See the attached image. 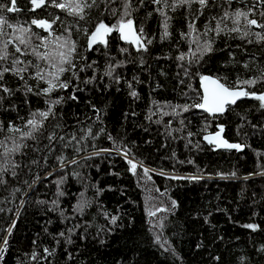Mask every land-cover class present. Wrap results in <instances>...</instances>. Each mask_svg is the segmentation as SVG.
Listing matches in <instances>:
<instances>
[{"label":"trees","instance_id":"16d2710c","mask_svg":"<svg viewBox=\"0 0 264 264\" xmlns=\"http://www.w3.org/2000/svg\"><path fill=\"white\" fill-rule=\"evenodd\" d=\"M55 3L46 0L33 12L31 0H16L17 11L3 12L0 42L12 43L0 66L12 67L19 57L47 67L30 49L15 52V29L23 26L35 34L33 46L47 45L40 52L66 51L58 45L74 41L76 76L65 72L60 79L69 86L50 94L32 66L23 79L8 72L0 80V166L7 168L0 173V264H264V102L249 95L221 117L195 106L207 75L264 94V79L236 83L261 77L264 40L228 32L231 19L215 31L225 11L249 12L264 23V0H208L203 8L175 10L174 0L167 7L163 0H96L83 19ZM129 3L125 19L139 43L114 30L89 51L97 25H117ZM50 106L55 115L43 119L34 139L10 130H30L33 113ZM220 125L242 153L204 142ZM16 145L5 157V148ZM129 160L137 163L135 173Z\"/></svg>","mask_w":264,"mask_h":264},{"label":"snow or ice","instance_id":"6c2138e0","mask_svg":"<svg viewBox=\"0 0 264 264\" xmlns=\"http://www.w3.org/2000/svg\"><path fill=\"white\" fill-rule=\"evenodd\" d=\"M32 4L35 6V8H39L42 5L46 3V0H31ZM55 3V0H53ZM154 3L160 4L162 0H153ZM11 6H7L4 4H0V37H3L5 35L4 32V26L7 24V20L5 19L3 12H13L17 11L18 9L15 7L16 0H10ZM163 3L165 7L168 6L167 0H163ZM192 3H198L201 8L207 5L208 0H174V3L172 5L173 10H175V7L178 6H184L188 5L191 7ZM96 4V0H92L91 3L88 2V0H64L62 3H55V7L60 8L62 10L68 11L72 15H78L81 19L84 18L83 14L86 9L91 8ZM130 7V3L125 5L124 14L121 17V19L118 21L117 25L109 26L105 24L104 22H100L97 27L95 28V31L91 34L89 39V47H91L92 44L95 43H107V41L104 39V37L111 33L114 30H118L120 33H122L123 37L125 39H128L129 36L133 37L134 40L139 43V36L133 31V21L131 19H125V17L130 16V12L128 11ZM163 14V13H162ZM262 17H264V12L260 14ZM250 13L244 12L242 10H236L234 13H228L225 11L224 15L220 18V22H218L217 27L215 31L217 32V35H219L220 32L224 31L225 28H227V25L225 24L224 28L220 27V23H223L224 21L231 19L233 21V27L230 29H227L228 32H235V33H241L242 37H249L254 36L257 40H264V34L260 32H252L251 27L255 26L261 29H264V23L259 22L255 18H249ZM241 18L244 20V28L243 30L240 27ZM55 21H53L54 23ZM32 24L44 28V29H51V23H49L46 20H33L31 21ZM9 27H12V25H8ZM165 34L167 35V18L165 19ZM189 27H193L192 25H189ZM19 33V35L15 36V40L18 41V44L15 45V52L19 53L21 56L28 54L30 49V54L36 56L40 60H44L47 62V67L41 68L39 64L32 65L31 61H28L25 63L22 61L19 57H14L11 60L12 67H6V66H0V80H3L4 74L8 72H12L14 75L19 76L21 79L24 78L23 73L27 70L28 66H32L35 68V78H38L40 80L45 81L48 84V87L43 89L44 94H50L52 91L56 90L57 88H63L66 89L69 84L66 81H61L60 77L65 72H72L73 76H76L75 64L73 63V55L75 53L76 44L74 41H71L70 39H64L62 43L58 45L60 49H67L66 51L60 50L55 51L54 53L50 52H40L38 49L43 46L47 47L46 44L44 45H35L33 46L31 44V37L32 35H35L34 33H31L30 28H24L23 26H19L15 29ZM140 33H143V28L140 29ZM37 39H43L40 37H37ZM61 38H57V40H60ZM149 43L151 41H148ZM251 42V41H249ZM12 43V40H3L0 42V62L7 61L9 59L10 53L8 52V46ZM20 45H23L24 47L21 48ZM205 49L208 51H211V43L205 44ZM180 59H184L183 56L180 57ZM20 65H24V67H20ZM247 67V65H245ZM49 69H54V71H51ZM111 73H109L110 75ZM202 81L204 82V95H203V102L195 105L196 107L206 109L210 112H223L225 109V105L228 104H234L238 98L241 96H253L255 99L260 100L264 102V94L257 95L256 93H250L245 90H237L236 88L229 87L225 83L221 82V78H213L211 76H203ZM226 80V78H224ZM258 79H264V71L261 72L260 78H254V79H248L243 81H237L236 83L242 84V85H248V86H255V84L258 82ZM28 91H31L32 89L29 87L27 89ZM5 92H9L10 89L4 88ZM135 95V93H133ZM75 98V97H72ZM63 97H60L59 99H56L54 101H50V105L54 106L56 104H59ZM49 107L47 111H41L39 113H33V119H30L27 124L30 126V130L28 131H22L18 128L10 129L11 131H21L22 132V138H35L34 133L40 131L42 125H43V119H46L49 117V115H55L52 112V107ZM187 110V108H185ZM39 117V119H37ZM222 131V129H221ZM209 143H217L221 147L225 148H236L239 149L241 146L239 144H231L228 143L225 140H222L219 138V133L216 137L208 138ZM5 142L0 141V146H3ZM15 144V141H13ZM20 145H16L15 147L9 149L5 148L4 156L7 157L9 153L15 152L18 150ZM127 155V153H125ZM7 163V161H5ZM128 163L131 165V171L133 173L136 172L137 169V163H134L132 160H129ZM7 168L5 166H0V173L3 171H6ZM143 172L145 175L148 174L149 169L143 168ZM191 179H197V177H191ZM154 214V213H153ZM115 222V221H113ZM249 228H255V225H247ZM9 231H11L9 229ZM5 244L7 241L4 242Z\"/></svg>","mask_w":264,"mask_h":264},{"label":"water","instance_id":"95a60500","mask_svg":"<svg viewBox=\"0 0 264 264\" xmlns=\"http://www.w3.org/2000/svg\"><path fill=\"white\" fill-rule=\"evenodd\" d=\"M40 8H41V7H39V8H35V6H34V7L32 8V11H33V12H37ZM253 27H255V26H253ZM38 28H39V29H44V28H40V27H38ZM255 28H258V27H255ZM44 30H49V29H44ZM133 31L137 34V32H136L135 30H133ZM118 33H119L121 39H122L123 41H125V42H134V41H135L134 38L131 37V36H129L128 39H125V38L123 37L122 33H120L119 31H118ZM137 36H138V34H137ZM100 44H101V43H95V44H92L91 47H89V40H88V49H89V51H92L95 47H97V46L100 45ZM207 76H210V75H207ZM211 77L216 78V77H214V76H211ZM222 83H223V82H222ZM200 88H201L202 98H203V95H204V82H203L202 80L200 81ZM236 89H237V90H245V91H246V89H244V88H236ZM246 99H247V96H241L240 98H238V99L236 100V102H235L234 104H228V105H225V109H224L223 112H210V111H207L206 109H203V108H199V111H200L201 113H205V114H207V115H209V116H211V117H221V116H225V115L227 114V112H228V108H229V107L236 106L237 104H239V103L245 101ZM202 102H203V99H202ZM202 102H201V103H202ZM221 129H222V131H221ZM218 133H219V138H220V139L225 140V141H227L228 143H231V144H236V143L229 142V141L224 137L223 126H221V125L218 127V130H217L216 132L205 135L204 138H203L204 142H205L207 145H209V146H213V147H215V148H217V149H221V150H227V151H233V150H236V151L239 152V153H242V152L245 150V148H244L243 146H241V145H240L241 147H240L239 149H236V148L229 149V148L221 147V146H219V145H218L217 143H215V142H213V143H209V139H208V138L216 137Z\"/></svg>","mask_w":264,"mask_h":264},{"label":"rangeland","instance_id":"374dc122","mask_svg":"<svg viewBox=\"0 0 264 264\" xmlns=\"http://www.w3.org/2000/svg\"><path fill=\"white\" fill-rule=\"evenodd\" d=\"M104 39H106V36L104 37Z\"/></svg>","mask_w":264,"mask_h":264}]
</instances>
